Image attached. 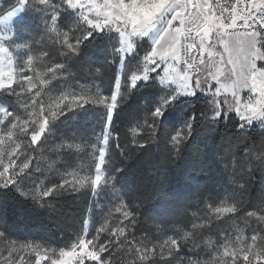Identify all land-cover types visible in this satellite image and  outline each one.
<instances>
[{
	"label": "snow or ice",
	"instance_id": "snow-or-ice-1",
	"mask_svg": "<svg viewBox=\"0 0 264 264\" xmlns=\"http://www.w3.org/2000/svg\"><path fill=\"white\" fill-rule=\"evenodd\" d=\"M29 15L43 21L41 40L53 45L63 61L41 68L48 52L34 50L35 40L29 42L21 35ZM65 15L71 17V27L65 25ZM97 38L112 42V63L123 68L135 61L124 77L127 94L140 86L159 87L158 99L149 107L143 125L132 128L134 136L146 127L147 135L155 140L166 114L181 104H195L201 97L206 107L199 113L193 109L183 125L173 126L168 135L174 152L179 153L199 122L214 129L234 118L236 135L259 126L264 136V0H15L11 11L0 15V93L23 97L21 107L26 115L0 107V191L12 190L40 208L51 207V200L65 192L82 189L94 197L105 191L116 196L125 169L114 158L127 155L119 135L113 136L114 119L126 95L121 91L122 76L115 77L108 93L73 89L52 94L53 81L70 76L69 61L82 64L88 77L102 76L101 67L94 68L96 62L86 59L88 45ZM90 107L102 109L98 132L87 142H77L72 130L60 148L87 149L91 162L61 173L57 182L43 184L32 179L41 172L42 150L58 130L57 122L87 114ZM132 147L144 148L146 142L133 139ZM256 159L264 169V159ZM209 201L205 218L194 222L193 230L211 228L213 219L235 218L241 213L230 200L214 202L209 197ZM172 211L171 202L162 203L151 219L166 228V217ZM113 215L115 222L106 219L98 226L84 219L76 238L58 247L18 244L0 230V240L7 241L0 251V264H113L118 252H123L126 264H148L156 258L163 264H176L185 247L195 250L200 246L193 231L167 235L159 242L137 240L135 232L143 213L129 199L117 197L116 206L109 210V216ZM243 216L264 225V207L245 211ZM203 243L214 245L211 260L189 259L188 264H264V227L253 228L250 235L237 227L234 238L221 233L219 239L208 238Z\"/></svg>",
	"mask_w": 264,
	"mask_h": 264
},
{
	"label": "trees",
	"instance_id": "trees-1",
	"mask_svg": "<svg viewBox=\"0 0 264 264\" xmlns=\"http://www.w3.org/2000/svg\"><path fill=\"white\" fill-rule=\"evenodd\" d=\"M3 1L4 7L12 5V0ZM63 20H68L66 15ZM38 24L40 26V22L35 18L31 19V15L27 16L23 21L26 31L21 34L31 35L33 31L38 30ZM69 24L72 26V23ZM111 43L107 40L101 42L97 38L86 49V59L96 62L94 68L101 67L102 76L95 79L88 77L87 69L83 68L82 64L69 61L70 76L67 79L61 77L54 80L55 87L52 94L73 89L104 93L113 90L116 67L119 63H112ZM41 47L43 51L48 52L44 64L65 59L49 42L41 44ZM144 47L141 46V53ZM44 67L42 63L41 68ZM124 77L126 75L122 78L121 91L126 95L114 119L113 136L119 135L121 145L126 146L127 155L114 158V163L125 169L116 186V196L105 191L99 197H94L87 189H82L75 193L65 192L54 200L50 198L51 207L40 208L12 190L0 191V230L6 231L11 240L32 241L53 247L70 244L80 232L84 219H90L93 226H98L106 219L115 222V215L118 214L110 217L109 210L116 206L113 199L117 197L129 199L132 206H138L143 213L142 223L137 226L135 232L136 238H153L158 224L153 222L151 217L162 203L171 202L172 215L166 217L171 227L187 225L189 209L183 212L184 200L181 197L197 194L199 181L205 180L203 184L211 182L210 173H213L223 186L231 177L245 185L243 188L240 186L235 188L236 191L231 190L236 202L242 207L260 201L261 177L264 176V169L260 167V161L256 156L264 159V136L261 135L258 126L242 135H236L233 128L234 118L221 122L214 129L206 122H199L194 125L191 138L181 147L179 153L174 152L167 143L168 135L174 131L173 126L177 128L182 126L187 114L193 109L197 113L204 109L206 99L201 97L195 104H181L172 111L171 115L166 114L165 124L155 140L147 135L146 127L140 135L134 136L132 128L143 125L149 107L158 99L159 87L154 84L140 86L127 94ZM19 100L23 103V97H8L3 93L0 94V105L26 115L21 107L22 103H17ZM100 111L101 108L90 107L87 114L77 113L75 117L65 119L63 123L57 122L58 130L49 137L42 150V158L39 160L41 172L35 173L32 179L38 183L50 184L59 181L61 173L65 171L86 167V164L91 162V158L87 156V149L80 152L70 151L61 149L60 144L72 130L75 132L77 142L89 141L99 130ZM69 116L71 117L72 113H69ZM133 139L146 142V147H132ZM246 146L249 150L247 154ZM249 168L252 169L251 175L248 173ZM27 183L28 186H32L31 180ZM186 191L188 192L184 194ZM122 193L125 195L121 196ZM202 197H204L203 193L199 192L196 198L202 199ZM161 226L163 225L159 227L162 228ZM2 242L7 243V241ZM122 258L126 264L123 252H118L113 257V264H122ZM149 264H163V262L156 258Z\"/></svg>",
	"mask_w": 264,
	"mask_h": 264
},
{
	"label": "rangeland",
	"instance_id": "rangeland-1",
	"mask_svg": "<svg viewBox=\"0 0 264 264\" xmlns=\"http://www.w3.org/2000/svg\"><path fill=\"white\" fill-rule=\"evenodd\" d=\"M15 5V0H12V5L9 7H4V1L0 0V15H5L8 11H11L12 7ZM67 21H64L65 25L68 27H71L69 23H72L71 17L67 16ZM28 19V18H27ZM31 19H34L31 16ZM37 21L40 22V26L37 31H33L30 29V32H32L31 35H25L21 34L22 36H25L28 38L29 42L32 40H35V43L32 44V47L34 50H37L38 52L43 51V47H41V44L46 43V41L41 40V35L43 32V21L40 19L35 18ZM69 22V23H68ZM20 23L17 24V31L20 28ZM51 45V44H50ZM53 46V45H51ZM46 62L45 58L43 61V66H47L48 64H44ZM50 63H53L50 61ZM49 63V64H50ZM44 67V68H45ZM135 67V61L132 63H126V65L122 68L120 64L117 65L116 67V76L121 75L122 78L124 75H127L129 73L130 69H133ZM81 82V81H80ZM97 80L94 81L96 83ZM122 87H123V81H122ZM79 88V86H78ZM2 94V93H0ZM18 104L22 103V100H19L17 102ZM0 107H3L0 105ZM2 115V113H0ZM6 122V121H5ZM75 123V122H74ZM259 127V126H258ZM260 129V128H259ZM261 130V129H260ZM222 163V162H221ZM219 165V164H218ZM216 170V169H215ZM211 176V182H205V180L199 181V186L197 188L198 193H203L204 197L202 199H198V193L197 194H192V195H185L184 197H181V199L184 200V208L183 212H187L186 209L188 208V220H187V225H178L179 227H171L170 224L167 222V227L165 228L164 226H161L160 228L158 225L157 230H155V237L149 238L147 237L146 239L152 241V242H159L162 241L164 238H166L167 235L171 234H182L183 231H193L195 235V239L199 243V248L195 250H189L190 245L188 247H185L183 249V252L181 254H178L182 256V260L178 259L176 260V264H188L189 259H199L201 261H210L211 260V247L203 243L204 240H207L208 238H211L213 240H217L220 237L221 233H231L233 235V238L235 237V234L237 232V227L239 229H242L245 234L250 235L252 232L253 228H261L264 227V225H261L258 221L255 220V218H246L243 216V212L248 211V210H255L258 211L262 207H264V181H261V199L260 201L256 204L252 203L250 206L247 207H242L241 204H238L236 202V199L233 195V192L231 190H235V188L240 186V182L235 181L234 178H229L227 181V184L225 186L221 185L219 180L215 178L213 173H210ZM193 179V176H191ZM194 180V179H193ZM194 182V181H193ZM196 186V185H195ZM202 187V188H201ZM206 187V188H204ZM188 191H186L184 194H186ZM191 194V193H190ZM178 196V195H177ZM209 197H211V201L218 202L221 199H227L230 200L231 202L237 203V205L241 208V213L237 215L235 218H229L228 216L223 217L222 219H213L212 220V226L211 228H204V229H192V224L194 222H199L203 218H205L208 209H207V204L210 202ZM114 203L117 204V198L113 199ZM178 212H180L178 210ZM172 215V214H171ZM247 219V223H245V220ZM142 239L138 238L137 240ZM18 244H24V243H29V244H40V245H45L41 243H34L32 241H17ZM47 246H50L47 244ZM7 247V243H3L2 240H0V251H4V249ZM53 247V246H52ZM5 255H7V252H4ZM150 262V261H149ZM148 262V264H149ZM121 264V263H120Z\"/></svg>",
	"mask_w": 264,
	"mask_h": 264
}]
</instances>
